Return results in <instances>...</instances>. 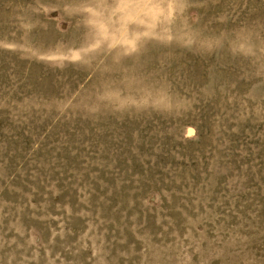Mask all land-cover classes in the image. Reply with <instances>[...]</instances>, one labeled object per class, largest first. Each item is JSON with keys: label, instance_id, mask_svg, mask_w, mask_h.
<instances>
[{"label": "rangeland", "instance_id": "obj_1", "mask_svg": "<svg viewBox=\"0 0 264 264\" xmlns=\"http://www.w3.org/2000/svg\"><path fill=\"white\" fill-rule=\"evenodd\" d=\"M0 264H264V0H0Z\"/></svg>", "mask_w": 264, "mask_h": 264}]
</instances>
